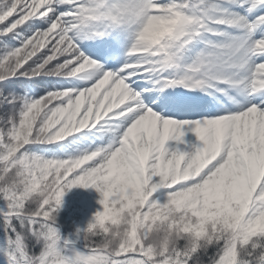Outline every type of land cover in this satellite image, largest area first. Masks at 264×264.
<instances>
[{"label":"snow or ice","instance_id":"1","mask_svg":"<svg viewBox=\"0 0 264 264\" xmlns=\"http://www.w3.org/2000/svg\"><path fill=\"white\" fill-rule=\"evenodd\" d=\"M0 264H264V0H0Z\"/></svg>","mask_w":264,"mask_h":264},{"label":"trees","instance_id":"2","mask_svg":"<svg viewBox=\"0 0 264 264\" xmlns=\"http://www.w3.org/2000/svg\"><path fill=\"white\" fill-rule=\"evenodd\" d=\"M73 195V200L70 202L69 206L63 208L59 211L57 218V226L61 234L65 237H70L77 228L85 229L79 227L77 222L81 219L80 216V206L78 201L86 196H98L99 193L95 189H82L74 188L71 190Z\"/></svg>","mask_w":264,"mask_h":264},{"label":"rangeland","instance_id":"3","mask_svg":"<svg viewBox=\"0 0 264 264\" xmlns=\"http://www.w3.org/2000/svg\"><path fill=\"white\" fill-rule=\"evenodd\" d=\"M100 199H101L100 194H98V196L83 197L78 201V204L80 206L79 213L81 216V219L77 222L79 227L86 228L88 223L92 221V218L94 217L95 213L98 210H101V206L98 203ZM72 200H73V195H72V191H70L63 198L64 202L61 209L68 207Z\"/></svg>","mask_w":264,"mask_h":264}]
</instances>
